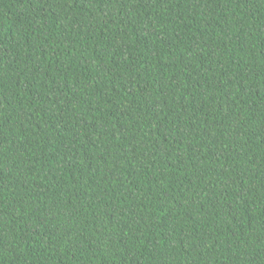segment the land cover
I'll return each instance as SVG.
<instances>
[{
    "label": "trees",
    "instance_id": "trees-1",
    "mask_svg": "<svg viewBox=\"0 0 264 264\" xmlns=\"http://www.w3.org/2000/svg\"><path fill=\"white\" fill-rule=\"evenodd\" d=\"M0 264H264V0H0Z\"/></svg>",
    "mask_w": 264,
    "mask_h": 264
}]
</instances>
